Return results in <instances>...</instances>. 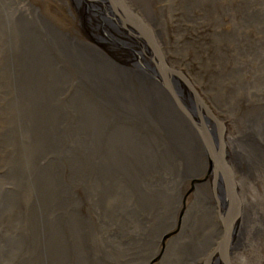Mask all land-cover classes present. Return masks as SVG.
Listing matches in <instances>:
<instances>
[{
    "label": "bare ground",
    "instance_id": "bare-ground-1",
    "mask_svg": "<svg viewBox=\"0 0 264 264\" xmlns=\"http://www.w3.org/2000/svg\"><path fill=\"white\" fill-rule=\"evenodd\" d=\"M66 3L74 10L75 31L82 39L76 36L68 45L36 8L29 6L30 16L22 13L11 20L18 4L0 3V98L5 100L0 99V264L115 261L103 251L111 247L102 235L104 227H96L98 220L91 216L98 207L83 202L87 191L82 188V130L105 203L98 215L107 225H117L121 234L126 227L133 226L137 233L145 229L142 243L137 242L140 255L132 264H148L154 256L160 258L159 264H223L217 249L222 239L232 264L230 255L245 229L239 173L262 157L264 148L252 135L258 131L264 138V108L242 114L238 135L223 125L221 159L232 174L241 204L226 228L222 217L229 206L228 189L196 129L206 131L211 143L218 145L213 121L180 79L169 76L170 90L164 86L145 44L129 29L116 27L104 14V0ZM252 19L256 26L264 22L257 13ZM46 68L54 78H48ZM85 68L90 74L80 85ZM239 71L224 80H233L239 94L264 103V63L257 65L252 81H245ZM253 81L258 83L256 91ZM72 83L78 89L70 103L82 119L76 124L69 119V125L82 130L77 148L70 152L62 137L65 130L72 134L65 121V112L72 109L65 107L59 94L67 95ZM12 106L14 117H8ZM209 164L211 182L194 191L182 213L187 180L208 172ZM93 196L99 201L100 190ZM173 224L180 225L179 234L158 250L161 233ZM170 257L176 261L171 263Z\"/></svg>",
    "mask_w": 264,
    "mask_h": 264
},
{
    "label": "rangeland",
    "instance_id": "rangeland-1",
    "mask_svg": "<svg viewBox=\"0 0 264 264\" xmlns=\"http://www.w3.org/2000/svg\"><path fill=\"white\" fill-rule=\"evenodd\" d=\"M3 1L6 2V7L18 4V10L14 13V16L11 14V20H16L22 13L30 16L31 10L29 6H32L37 9L35 10L42 18L47 20L50 25L55 26L57 31L64 36L67 45L70 39L76 36L82 41L79 34L75 31L77 22L74 18V10L66 3L69 0H0V3ZM126 1L130 8L136 10L135 12L140 15L143 21L154 28L156 38L169 64L181 69L186 74L202 101L225 125L227 130L237 134L238 131H241L239 127L242 124V114L247 113L250 109L264 108L262 101H256V99L253 100L247 95L239 94L240 92L236 91L233 80H224V77L228 75L234 76L232 72L238 69V71L240 70L239 73H241L240 77L245 81H252L257 65L264 63V22L256 26L254 23L256 20L252 19L256 13L262 18L264 17V0ZM6 21L5 19V23ZM9 37L11 36L9 35ZM9 39L11 38H7V42ZM7 47H10L9 44ZM40 73H42L41 70ZM45 74L48 78H54V72L50 68H46ZM221 75H223V78ZM251 84L255 91L258 90V83L255 84L253 81ZM75 89H78V85L72 83L71 86H67V95L64 93L59 94V99L65 104V107L68 108L69 106L72 109V111L68 110L65 112L68 116L65 121L67 127L70 128L75 136L65 130V135L62 137L67 146L69 144L70 152H73L72 148H77V140L82 130L79 126L71 129L69 125V119L73 122L75 121V124L77 119H82V114L73 111L74 109L70 103L76 92ZM1 93L2 91H0ZM1 101L5 100L1 99ZM13 110L14 107L8 113V117H14L11 116ZM22 115L26 116V113L24 112ZM23 116L18 117V119L21 120ZM73 117H75V120H73ZM254 128L256 127H253L252 130H255ZM12 129L19 128L11 127ZM83 132L85 131L82 130L83 145H81V150L83 149L82 161L84 162L82 164L85 184L82 185V188L86 187L84 190L87 191L85 193L86 196L82 197L83 202H87L89 206L98 207L96 214L91 213V216L98 220L99 225L96 227L100 230L104 227L102 233L104 239L111 241V245H109L111 247L103 249V251H107V254L111 253L115 257V261L121 259L118 264H124L125 262L127 264L135 263V258L138 259L140 255L138 251L140 248H137V242L138 244L142 243L145 229L140 228L139 233H137L133 226H131V230L130 227H126L124 228V233L121 234L117 225H107V220L104 221L100 216L102 215V213L100 214L101 208L105 203L102 191L97 186V179H99L97 175L99 173L90 162V155L87 154V146L90 143H85L86 139H84ZM256 133L258 135L253 134V138L258 142L259 146L261 145V148H264V138H261L258 131ZM7 139L9 140L8 136ZM236 142L240 143L239 141ZM245 149L248 152L247 156H250V151L247 148ZM244 159L248 160V164L251 165L247 157H244ZM245 169L243 168L239 173L241 177L239 178L240 190H242L245 229L238 246L230 255V259L232 264H264V150L262 157L256 159L254 164L251 167L249 166L248 171H245ZM200 172L202 173V171ZM200 172L187 180L183 200L180 201L182 213L185 211V206H188L193 201L194 191L198 187L199 189L206 187L212 180L210 164L208 172L203 174ZM155 185L157 186V183ZM96 189L100 190L99 201L97 197L96 199L93 196ZM105 202L107 203V201ZM98 211L100 215H98ZM125 232L128 233V236ZM179 232L180 225L178 224H173L166 230L164 229L160 239H158V248L157 246L155 248L158 250L163 249L169 245V242ZM171 259V263L176 261L174 258ZM109 261V264H114L115 262ZM159 263L160 258L154 256L149 259L148 264ZM8 264H13V262Z\"/></svg>",
    "mask_w": 264,
    "mask_h": 264
},
{
    "label": "water",
    "instance_id": "water-1",
    "mask_svg": "<svg viewBox=\"0 0 264 264\" xmlns=\"http://www.w3.org/2000/svg\"><path fill=\"white\" fill-rule=\"evenodd\" d=\"M81 1L84 3V5H86L89 0H81ZM104 2L107 8L106 11L104 10V14L107 15V17L114 22L116 27H120L124 30L129 29L134 36H136L141 42L145 44V47L148 50L149 55L152 56V59L156 64L157 70L159 69L158 70L159 77L161 82L164 84V86H166L170 90V86L167 80L169 76L177 77L183 82V84H185L187 89L192 93V96L195 99L196 104L199 105L200 109L204 111L205 115L215 124L216 130L218 132V137L220 139L221 133L224 128L223 126L224 124L218 118H216V116L210 111V109L202 101L200 96L193 88L190 80L187 78L186 74L181 69L177 67H173L169 64L164 51H162L160 48L161 47L160 44H158L155 38L153 37L151 28L142 20L140 15L137 12H135L132 8H130L126 0H104ZM89 74L90 71H88L85 68L84 77L82 76L80 78V85L84 83L82 82L83 80L85 81L84 84H86L85 75H89ZM178 106L182 111L185 112V110L179 103ZM73 120H75V117H73ZM194 125L196 127L195 123ZM196 129L199 132L201 140L206 148L210 163H212V166L215 169L219 171L221 169L220 172L223 176V180L228 189L229 206L222 217L224 221L223 222L224 226L228 228V226L233 222V220L238 215L241 204L233 188L234 183L231 177L232 174L221 159V139L219 140L218 145L217 144L213 145L206 131H204L199 127L198 128L196 127ZM222 242L218 245L217 249H220L222 252L221 255H222L223 264H229L226 258L227 251L225 247L223 249ZM206 262L207 260L205 261V263Z\"/></svg>",
    "mask_w": 264,
    "mask_h": 264
}]
</instances>
